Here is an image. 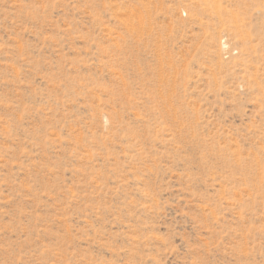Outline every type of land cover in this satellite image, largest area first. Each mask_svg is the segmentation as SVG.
<instances>
[{"label":"rangeland","instance_id":"rangeland-1","mask_svg":"<svg viewBox=\"0 0 264 264\" xmlns=\"http://www.w3.org/2000/svg\"><path fill=\"white\" fill-rule=\"evenodd\" d=\"M0 264H264V0H0Z\"/></svg>","mask_w":264,"mask_h":264}]
</instances>
